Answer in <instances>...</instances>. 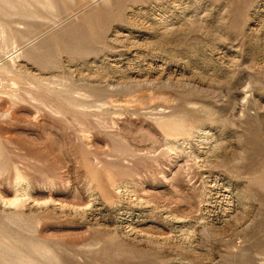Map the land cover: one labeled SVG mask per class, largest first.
I'll use <instances>...</instances> for the list:
<instances>
[{"label": "rangeland", "instance_id": "obj_1", "mask_svg": "<svg viewBox=\"0 0 264 264\" xmlns=\"http://www.w3.org/2000/svg\"><path fill=\"white\" fill-rule=\"evenodd\" d=\"M0 264H264V0H0Z\"/></svg>", "mask_w": 264, "mask_h": 264}]
</instances>
